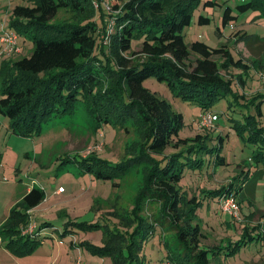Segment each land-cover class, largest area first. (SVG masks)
I'll list each match as a JSON object with an SVG mask.
<instances>
[{"label":"trees","instance_id":"trees-1","mask_svg":"<svg viewBox=\"0 0 264 264\" xmlns=\"http://www.w3.org/2000/svg\"><path fill=\"white\" fill-rule=\"evenodd\" d=\"M28 1L31 4L14 5L8 26L29 33L32 50L28 56L7 60L1 65L2 73L11 65L18 70L15 78L0 83V113L9 118L12 131L24 136L39 132L52 118L72 114L81 102L88 107L97 125L111 117L134 118L142 126V140L131 159L137 160L134 167L142 161L149 165L133 207L118 215L126 228L118 227L113 237L104 235L103 246L84 240L77 244L69 242V245H84L93 254H107L112 264H145V255L140 256L142 246L158 227L168 234L169 238L163 235L162 243L166 258L173 264H212V259L233 255L247 239L253 240L257 234L251 231L260 224L252 228L245 226L234 242L226 238L210 248L201 245L205 234L197 209L203 199L232 192L235 198L238 195L239 199L246 200L245 191L248 189L254 194L257 180L264 173V92L248 97L233 87L231 77L221 72L229 68L241 72L250 69L240 57L233 56L227 44L213 46L200 40L190 43L184 40L183 30L191 23L200 0H116L106 5L107 14L101 0L94 9L88 0ZM206 4L213 1L206 0ZM237 7L241 11L263 10L264 0H247ZM61 8L69 9L79 19L53 23ZM229 12L230 7H226L222 25L228 22ZM93 15L101 22L88 19ZM198 21L209 23V17L200 14ZM99 34H108L105 38L108 43L97 41ZM135 55L138 59L133 61L131 57ZM101 72L111 79L107 90L97 82ZM149 77L164 82L174 95L198 104L203 111L224 100L228 128L240 143L251 147L249 160L257 170L250 176L242 171L218 188L202 189L200 197L187 194L179 185L184 169L201 170L206 155H214V165L225 164L221 150L230 131L226 130L225 136L217 134L216 144L212 146L206 143L208 135L181 137L182 113L144 85ZM234 78L242 86L245 84L241 74ZM105 105L116 107L118 114L112 116L109 110L103 109ZM124 129L128 131L127 126ZM168 147L175 150L165 153ZM87 155L79 166L86 164L89 170L96 163L97 176L111 175L103 170L108 165L105 160L98 161L95 156ZM238 180L240 183L235 184ZM44 199L43 188L33 185L1 223L0 237L7 239L5 248L12 254H31L43 242L39 233L53 227L49 221H42L32 232L20 234V228L29 223L28 209ZM145 211L148 218L143 217ZM57 219L62 220L61 229L54 228L60 239L73 235L76 229L100 227L96 223L75 221L61 212Z\"/></svg>","mask_w":264,"mask_h":264},{"label":"rangeland","instance_id":"rangeland-1","mask_svg":"<svg viewBox=\"0 0 264 264\" xmlns=\"http://www.w3.org/2000/svg\"><path fill=\"white\" fill-rule=\"evenodd\" d=\"M97 1L88 0L93 9L97 8ZM204 1L206 0H200L194 8L191 23L183 30L184 40L187 43L200 40L213 46L227 44L233 56L240 57L250 65V69L248 72H241L236 68H229L222 69L221 72L227 78L231 77L234 80L233 87L248 97L264 92V9L250 8L241 11L237 5L247 0H211L213 4L206 5ZM100 2L107 14L106 5L110 6L116 0ZM16 4L31 3L28 0H0V26L3 24L17 33L20 47V51L15 54L0 55V83L5 79L15 78L18 74L13 65L4 68L2 73V63L28 56L33 46L29 33H25L22 28L8 26L12 17L11 10ZM226 7H230V17L222 25L221 18ZM200 14L209 17V23H199ZM74 17L69 9L61 8L52 22L79 19ZM94 18L101 22L96 15L88 19ZM106 36L108 34H99L97 41L108 43ZM135 49H138L137 44ZM131 58L133 61L137 60L138 55ZM100 74L97 82L102 89L107 90L105 88L110 86L111 79L103 72ZM238 74L245 80L243 86L234 78ZM144 85L166 98L175 110L182 113L183 126L179 131L181 137H193L197 133L208 135L206 143L212 146L216 144L217 134L225 136L226 130H229L230 123L224 115V100L211 108L218 120L210 127H199L198 120L203 112L201 106L182 100L173 94L168 85L153 77L147 78ZM87 108L80 102L72 114L54 117L39 132L27 136L13 132L9 118L0 113V225L27 187L30 189L33 185L43 188L45 199L38 207L28 209L29 223L20 228V234L26 233L28 228L29 231L35 230L42 221H49L53 225L39 233L43 242L31 254L23 256L9 252L5 248L7 239L0 237V264H112L109 255L93 254L84 245L72 247L69 242L77 244L84 240L95 246H103L104 235L113 237V234L118 233V227L126 228L120 223V216L133 207L142 190L149 165L142 161L134 167L137 160L131 159L142 140V126H138L134 118L120 120L111 117V120L97 125ZM103 109L109 110L112 116L118 114L116 107L105 105ZM104 110L101 109L102 113ZM126 126L128 131L124 129ZM229 131L221 150V155L226 158L225 164L214 165V155H206L207 162L205 161L201 170L184 169L179 185L187 194L199 195L202 189L218 188L242 171L248 172L250 176L257 170L249 160L251 147L240 143L233 130ZM174 150L168 147L165 153ZM87 154L95 156L98 161L105 160L108 165L103 170L111 175L97 176L94 173L96 163L89 170L86 169V164L79 166L84 163L83 158ZM235 182L238 184L240 180ZM60 186L63 190H59ZM244 197L246 200L236 196L240 206L239 220L227 215L219 206L217 198L205 197L203 204L197 209L205 234L201 241L203 247H213L226 238L234 242L245 226L252 228L260 224V227L251 231V234H257L253 240L247 239L233 255H221L212 259V264H264V173L257 180L255 193L247 189ZM60 212L75 221L96 223L100 227L82 231L76 229L73 235L60 239L54 230L61 229L62 220L57 219ZM143 217L148 218L146 211ZM258 233L262 235L258 236ZM164 234L168 237L167 233L161 232L157 227L154 235L143 244L140 256L145 255V264H160L163 259H167L162 243Z\"/></svg>","mask_w":264,"mask_h":264},{"label":"built area","instance_id":"built-area-1","mask_svg":"<svg viewBox=\"0 0 264 264\" xmlns=\"http://www.w3.org/2000/svg\"><path fill=\"white\" fill-rule=\"evenodd\" d=\"M20 51V47L18 44V36L15 31L12 29L5 27L3 24L0 26V55L6 54L11 55ZM218 116L216 113L211 110H204L200 114V118L198 120L199 127H210L215 120H217ZM59 190H63V187L60 186ZM219 206L221 209L229 214L232 218L237 220L240 219V206L238 201L236 200L234 193L230 192L227 194H222L217 198ZM32 232L29 231V228L26 233ZM160 264H173L168 259H163Z\"/></svg>","mask_w":264,"mask_h":264},{"label":"crops","instance_id":"crops-1","mask_svg":"<svg viewBox=\"0 0 264 264\" xmlns=\"http://www.w3.org/2000/svg\"><path fill=\"white\" fill-rule=\"evenodd\" d=\"M8 56H9V55H8ZM28 190H29V188L27 187L26 192H27ZM26 192H25V193H26ZM25 193H24V194H25ZM24 194H23V195H24ZM23 195H22V196H23ZM22 196H21V197H22ZM38 206H39V204H38L36 207H38ZM36 207H34V208H36ZM34 208H31V210L34 209ZM227 215H229V214H227ZM3 221H4V220H3Z\"/></svg>","mask_w":264,"mask_h":264}]
</instances>
